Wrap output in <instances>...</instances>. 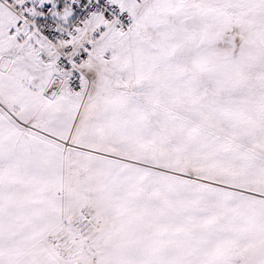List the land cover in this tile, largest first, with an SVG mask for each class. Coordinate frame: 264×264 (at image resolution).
I'll return each instance as SVG.
<instances>
[{"label":"snow or ice","instance_id":"1","mask_svg":"<svg viewBox=\"0 0 264 264\" xmlns=\"http://www.w3.org/2000/svg\"><path fill=\"white\" fill-rule=\"evenodd\" d=\"M0 264H264V0H0Z\"/></svg>","mask_w":264,"mask_h":264}]
</instances>
